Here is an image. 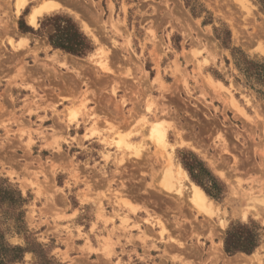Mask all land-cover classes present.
Returning <instances> with one entry per match:
<instances>
[{
  "label": "rangeland",
  "instance_id": "obj_1",
  "mask_svg": "<svg viewBox=\"0 0 264 264\" xmlns=\"http://www.w3.org/2000/svg\"><path fill=\"white\" fill-rule=\"evenodd\" d=\"M46 3L59 7L31 26ZM55 15L94 50L53 47ZM242 56L264 62L259 0H0V179L27 200L26 235L53 264H264V86ZM192 183L213 214L190 204ZM239 224L259 228L250 255L225 251ZM37 262L28 251L16 264Z\"/></svg>",
  "mask_w": 264,
  "mask_h": 264
},
{
  "label": "trees",
  "instance_id": "obj_2",
  "mask_svg": "<svg viewBox=\"0 0 264 264\" xmlns=\"http://www.w3.org/2000/svg\"><path fill=\"white\" fill-rule=\"evenodd\" d=\"M264 8V0H259ZM44 26H51L53 32L49 34L50 44L66 53L84 57L94 50L93 44L88 37L81 31L75 21L62 15H55L46 18ZM230 33L226 36L219 35L224 44L227 43ZM237 65L244 73L246 78L257 84L264 86V62H256L242 56L237 58ZM200 171L205 173L202 163L196 164ZM190 171V169H189ZM192 178L210 196L211 190L198 181L190 171ZM198 185V186H199ZM27 200L22 196L21 191L13 189L6 180L0 179V210L3 212V221L12 222L15 225L14 231L24 235L27 245H12L7 240L6 233L0 231V264H16L22 262L26 252H34L38 258L37 264H53L43 247L38 245L35 240L28 237L25 223V212L22 210ZM261 236L259 228L247 225H234L226 233L224 248L227 254L237 253L252 254L260 245Z\"/></svg>",
  "mask_w": 264,
  "mask_h": 264
},
{
  "label": "bare ground",
  "instance_id": "obj_3",
  "mask_svg": "<svg viewBox=\"0 0 264 264\" xmlns=\"http://www.w3.org/2000/svg\"><path fill=\"white\" fill-rule=\"evenodd\" d=\"M24 4H25L24 2H18L17 3V7H18L17 11L18 12L22 9V7L24 6ZM58 7H59V5H57V4H47V3L41 5V7H34L31 10V12L29 13L28 17H27L29 24L31 26H33V27L36 26L39 18L44 14L45 11L51 12V11L57 9ZM103 68L105 69V66ZM167 131H168L167 128L166 127L163 128V126H162L161 123L152 124L151 127H150L151 135H152V137H154L156 139V141L159 143V145H165L166 144ZM178 138L180 139L179 140V143L182 146L187 144L188 146H190L194 150L201 152V149L199 150V148H197V146L195 147V146H193V144H189L186 141H184L185 139H184V137H183L182 134H179ZM216 169H219V168L216 167ZM218 171H219V173L223 177H226V174L223 173L221 169H219ZM169 172H170V170L168 171V173ZM179 175L181 176L180 178L183 179V180L185 178L188 179L186 172L182 168L179 169ZM184 187H187V186L184 185ZM188 188H189V191H190V194H191V202L192 203H190V204H193V206L197 209L198 213H203L205 215H211V214H213L216 211V206L213 204L214 202L212 203L209 200V198L207 197V195L204 193V191L200 187H198L197 185H195V184L192 183V184H190L188 186ZM187 192L188 191H186V193ZM256 200H257L256 203L258 202L257 203L258 205H256V204L255 205L257 207H259V208H261V207L263 208V205H264V197L261 198V196H260V197L256 198ZM252 207H254V206H252ZM255 211H256V209H255ZM252 212L254 213V210H252ZM260 213H262V211ZM263 214H264V212H263Z\"/></svg>",
  "mask_w": 264,
  "mask_h": 264
}]
</instances>
